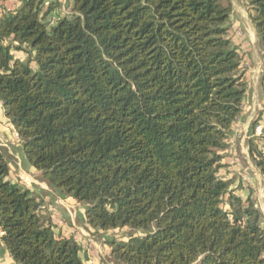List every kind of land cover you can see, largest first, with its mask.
<instances>
[{"label":"trees","instance_id":"1","mask_svg":"<svg viewBox=\"0 0 264 264\" xmlns=\"http://www.w3.org/2000/svg\"><path fill=\"white\" fill-rule=\"evenodd\" d=\"M246 7L264 52V0ZM231 15L221 0H21L0 16V103L25 161L91 234L134 232L104 239L116 264H264L252 193L220 175L248 91ZM257 123L247 147L264 182ZM10 172L0 148L14 264H83Z\"/></svg>","mask_w":264,"mask_h":264},{"label":"crops","instance_id":"2","mask_svg":"<svg viewBox=\"0 0 264 264\" xmlns=\"http://www.w3.org/2000/svg\"><path fill=\"white\" fill-rule=\"evenodd\" d=\"M20 1L21 0H0V16L4 11L14 10L19 5ZM221 1L225 3H229L232 8V15L230 17V35L233 38V41L238 44L240 53L243 56L242 65L245 66V61H246V62H250L251 64H254V66L257 68L259 63L260 65L262 64V70H263L264 52L259 48L257 44V36H256L255 28L251 22V15H253V12L247 9L246 0H221ZM235 31L243 35L241 39L242 41L238 42L235 40L236 38L234 35ZM248 34L252 35L251 37L255 40L254 43L252 41V38ZM16 57L20 59L25 58V56L23 55H16ZM251 74L253 75V73L245 70L248 91L246 93L243 102L241 115L238 121L234 125V136L232 137V139L229 140V147L227 148V150L223 152L224 159L222 163L225 165L223 169L226 172L225 173L221 172L222 174L220 173V175L224 176V178L226 179L235 177L236 183H239L240 180L239 178H241L243 181L245 180V178L248 179L247 176L250 174L249 173L250 171L257 179L262 178V176L254 167L250 159L248 147H247V141L251 137L250 126L252 125V123L258 120L257 126L255 127L254 130L255 135H259L261 133L262 128L264 127V112H263L264 70L262 71V74L259 77L258 85H256V87L252 89L249 85V82L252 79ZM256 96L258 98L256 99V101H254V97ZM260 113H262L261 116ZM0 148L6 153L9 163L11 165V172L9 173V179L11 180L12 183H18L19 185L23 184V182L26 183L28 181L27 177L31 175V173L37 172L33 168H31L25 161V157L20 149V140L16 132L8 122V120L5 118L1 103H0ZM234 163L235 164L237 163L238 167L236 165L234 166L233 165ZM245 175L247 176L245 177ZM38 184L39 185H32L34 188L33 190L37 191L38 194L41 192L44 195V202L48 204L47 201L48 198L52 199L53 203L59 201V197H55L56 195L49 190V188L44 182H38ZM29 186H31V184H29ZM62 200L63 199L61 198V201H59L57 204L63 206L64 204L62 203L63 202ZM69 220L71 224L68 222V220H66V223L68 222L67 224L68 227H71L73 231L78 233L79 231L77 230V225H75L72 221L73 216L70 215ZM58 226L55 225L56 229L61 231L63 236H66L65 235L66 233L65 234L63 233L65 229L62 226V223L59 224ZM79 227L80 228L82 227L81 229L83 230L85 229L82 225ZM0 237H1V233H0ZM0 264H14V262L11 260L7 252L4 250L1 241H0Z\"/></svg>","mask_w":264,"mask_h":264},{"label":"rangeland","instance_id":"3","mask_svg":"<svg viewBox=\"0 0 264 264\" xmlns=\"http://www.w3.org/2000/svg\"><path fill=\"white\" fill-rule=\"evenodd\" d=\"M64 10H67V9H64ZM234 33L233 34L236 37L235 40L238 42L242 41L241 39L243 35H241V33L237 31H235ZM248 35L250 37L252 36L251 34H248ZM252 41L254 43L255 40L252 38ZM242 66H243V69L253 73V75L251 74L252 79L249 82V85L251 89L256 87V85H258L259 77L262 74V71L264 70V69L262 70V64L260 65L258 63V66L256 68L254 64H251L250 62L245 61V66L244 65ZM257 98H258L257 96L254 97V101H256ZM233 165L234 166L236 165L238 167L237 163L236 164L234 163ZM221 172L225 173L226 171L223 169L221 170ZM249 173L250 174L248 176L245 175V177L247 176L248 179L245 178V180L243 181L241 178H239L240 179L239 184L240 185L244 184V185L241 186L242 189L238 191V195L241 196L242 198H245L246 195L248 194V191L252 193V196L255 200V206L257 209L260 210L263 216L261 224L264 227V183L262 181L263 179L262 178L257 179L251 171ZM27 178H28V181H27L28 183L23 182L21 186L27 189H31V191L37 194V191L33 190L34 188L32 185H39L38 182H42L40 174L37 172H34V173H31V175H29ZM29 184H31V186H29ZM55 197H59V196L56 195ZM47 201H48V204L46 202H43V205H42L43 213L44 214L46 213L50 217L51 222L54 226L55 225L58 226L59 224L62 223V226L65 229L63 233L64 234L66 233L65 234L66 236L72 235L76 239V241L81 244L82 251L80 253V256L83 260V264H116L110 261L107 257L108 247L104 244V239H106L107 237H115V238L127 237L131 233H134V232H130L129 230L114 231V232H110L106 234L105 236L99 235L98 233L91 234V232H88L85 229L84 231L83 229H81L82 227L81 228L79 227L81 226V221H82V216H81L82 209L80 205L75 204L74 202L70 200H62L63 201L62 203L64 205L61 206L60 204H57L59 201H61L60 197H59V201L54 202V203L52 199L50 198H48ZM70 215L73 216L72 221L75 225H77V230L79 231L78 233L73 231V229H71V227H68L67 225L68 222L71 224L69 220ZM66 220H68L67 223H66ZM53 228L55 229V232L59 231L56 229V227H53ZM136 234L139 235L140 233H136Z\"/></svg>","mask_w":264,"mask_h":264},{"label":"built area","instance_id":"4","mask_svg":"<svg viewBox=\"0 0 264 264\" xmlns=\"http://www.w3.org/2000/svg\"><path fill=\"white\" fill-rule=\"evenodd\" d=\"M54 20H51V22H53Z\"/></svg>","mask_w":264,"mask_h":264}]
</instances>
